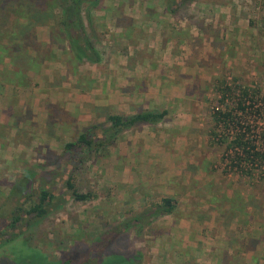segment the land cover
I'll use <instances>...</instances> for the list:
<instances>
[{"label": "rangeland", "instance_id": "374dc122", "mask_svg": "<svg viewBox=\"0 0 264 264\" xmlns=\"http://www.w3.org/2000/svg\"><path fill=\"white\" fill-rule=\"evenodd\" d=\"M84 6L100 63L70 62L50 18L35 26L28 50L44 56L41 64L22 68L26 60L12 63L0 51V71L19 67L34 76L16 91L0 83V231L25 193H58L68 175L92 197L54 202L42 219L0 245V264H37L36 256L25 260L36 252L58 261L63 251L92 246L128 214L165 196L176 199L174 213L119 233L99 263L111 253H139L135 264H232L224 230L242 227L251 258L240 264H264V157L244 159L243 173L231 170L221 142L231 134L214 119L233 107L242 88L252 89V114L238 125L249 126L248 138L264 151V0H187L172 12L168 0ZM7 12L0 10V45L17 28L18 13ZM143 109L167 115L121 131L84 162L64 152L63 144L87 127L107 125V114ZM255 247L258 253L250 250Z\"/></svg>", "mask_w": 264, "mask_h": 264}, {"label": "trees", "instance_id": "16d2710c", "mask_svg": "<svg viewBox=\"0 0 264 264\" xmlns=\"http://www.w3.org/2000/svg\"><path fill=\"white\" fill-rule=\"evenodd\" d=\"M14 1L11 0V3H9L7 0H0V10L6 9L7 13L12 11L18 13L15 19L17 21V28L6 35L9 37V43L0 45V51L3 53L8 52V58L12 63L16 62L20 64L26 60L25 66H19L22 68H28L30 64L35 66V64L42 63L44 56L41 55L40 57L39 54L31 56L28 54V50L33 46L32 39L36 38L34 34L35 26L45 23L48 18L55 22L57 41L66 43L70 62L80 64L87 61L97 64L102 61V54L87 33L83 18L84 11H87V15H89L88 9L84 4L88 2L94 5L97 0H52V5L50 2L45 4L42 0L39 2L37 0H17L15 2L20 3L17 9L14 8ZM183 1L187 0H168L173 8L171 12L176 10L180 2ZM18 17L22 18L24 22H18ZM0 60L3 62L2 57H0ZM6 70L4 69L0 72V82H13V84L16 83L20 86L27 80V77L20 72L22 70L19 72ZM230 89L228 85L225 87L227 94ZM82 90L84 91V88ZM225 95L226 93L223 96L225 97ZM254 96L255 92L252 89L244 87L234 100L233 107L223 111L218 110L214 113L215 121L218 124H225L227 132L231 134V137L227 136V141L226 139H221V142L225 144L230 166L240 173H243L242 164L244 163V159H248L249 157H264V151L253 145L248 138L247 134L250 132L249 126L243 127V125H238L240 119L245 117V115L252 114L250 110L254 108L256 103ZM166 115V109H145L131 114H107V125L95 124L87 127L75 140L65 142L63 150L64 152H71L73 155L76 152L77 155L74 159L76 163L84 162L85 158H88L91 153H96L101 147L115 142L121 131L143 124L155 125L162 121ZM91 197V193L80 192L75 187L70 175L65 178L62 188L58 193H51L49 190L42 188L36 196H33L28 191L22 196L21 202L17 203L14 210L11 211L5 228L6 232L0 231V245L11 241L32 223H36L42 219L49 212L54 202L55 204L62 205L69 199L85 201ZM176 207V199L170 196L148 201L138 210L128 214L121 223L115 226L116 228L114 227L109 231L101 233V236L91 243L92 246L90 245L83 249L65 250L58 261L55 262H46L45 257L38 252L30 257L28 256L25 260H32V257L36 256L33 259L37 261V264H135L142 259V255L139 253H111L102 263H99V255L125 229L137 225H147L155 217L173 214Z\"/></svg>", "mask_w": 264, "mask_h": 264}, {"label": "crops", "instance_id": "0c3cea01", "mask_svg": "<svg viewBox=\"0 0 264 264\" xmlns=\"http://www.w3.org/2000/svg\"><path fill=\"white\" fill-rule=\"evenodd\" d=\"M4 69H7V68H4ZM4 69H2L1 71H3ZM7 70H9L10 72L11 71H16V72H19L20 70H22V71H20L23 75H25L26 77H27V80H25L24 81V84H22V85H17L16 83H14L13 84V82H0L1 84L2 83H5L6 84V86L7 87H9L11 90L13 89V90H17L18 88H26L27 87V84H28V82H33V80H34V76L33 75H29V76H27V70H25V71H23L24 69H20L19 67L17 68V69H7ZM6 70V71H7ZM0 71V72H1ZM7 87H5V89L7 88ZM143 110H145V109H143ZM1 122H3L2 120H0ZM26 121H24V123H25ZM4 124H5V122H3ZM130 182V181H129ZM183 226H185V225H183ZM188 228H189V226H187ZM186 227V228H187ZM184 228V227H183ZM182 228V229H183ZM186 228H184L183 229V231L185 232H188L189 230L188 229H186ZM194 228H196L195 226H194ZM241 229H242V227L240 228V229H238L237 231H232L231 233L229 232V231H227V230H229L228 228H226L225 230H224V232H226L227 233V238L225 239V242H226V252H227V256H226V263H227V261L228 262H230L231 261V263L232 264H240V260L239 259H242V260H247L248 258H251V255L249 256V255H247V251H248V248L247 247H243V241H244V239L245 238H247V235H240V233H241ZM246 229H244V231H245ZM253 230V229H252ZM246 231H248V230H246ZM250 231V230H249ZM254 233V231H252V234ZM228 234H230V236H228ZM242 236V237H241ZM244 236V237H243ZM236 239L237 241L239 240V242H238V244H230V242H233L234 241V239ZM251 238H253L252 236H250V239ZM225 248V247H224ZM230 249V250H229ZM252 252H255V253H258L259 251H257V249H256V247L255 248H252V249H250ZM245 253V254H244ZM241 254H243V257H242V255ZM237 262V263H236Z\"/></svg>", "mask_w": 264, "mask_h": 264}, {"label": "built area", "instance_id": "2783aa9c", "mask_svg": "<svg viewBox=\"0 0 264 264\" xmlns=\"http://www.w3.org/2000/svg\"><path fill=\"white\" fill-rule=\"evenodd\" d=\"M226 157H227V155H226ZM226 157H225V158H226ZM229 162H230V161H229ZM231 170L235 171V168H232V167H231Z\"/></svg>", "mask_w": 264, "mask_h": 264}]
</instances>
